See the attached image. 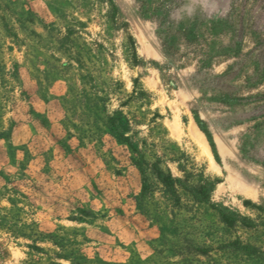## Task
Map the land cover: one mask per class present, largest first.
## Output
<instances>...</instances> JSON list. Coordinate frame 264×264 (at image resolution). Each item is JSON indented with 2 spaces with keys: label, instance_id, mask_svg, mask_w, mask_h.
I'll return each mask as SVG.
<instances>
[{
  "label": "rangeland",
  "instance_id": "374dc122",
  "mask_svg": "<svg viewBox=\"0 0 264 264\" xmlns=\"http://www.w3.org/2000/svg\"><path fill=\"white\" fill-rule=\"evenodd\" d=\"M0 264H264V0H0Z\"/></svg>",
  "mask_w": 264,
  "mask_h": 264
},
{
  "label": "trees",
  "instance_id": "16d2710c",
  "mask_svg": "<svg viewBox=\"0 0 264 264\" xmlns=\"http://www.w3.org/2000/svg\"><path fill=\"white\" fill-rule=\"evenodd\" d=\"M168 187H173L174 185V181L173 178L171 176L167 177L166 180L163 181Z\"/></svg>",
  "mask_w": 264,
  "mask_h": 264
}]
</instances>
